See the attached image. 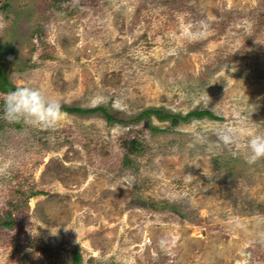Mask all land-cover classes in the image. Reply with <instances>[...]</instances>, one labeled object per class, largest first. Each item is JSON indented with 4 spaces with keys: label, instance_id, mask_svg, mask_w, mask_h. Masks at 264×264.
Instances as JSON below:
<instances>
[{
    "label": "rangeland",
    "instance_id": "1",
    "mask_svg": "<svg viewBox=\"0 0 264 264\" xmlns=\"http://www.w3.org/2000/svg\"><path fill=\"white\" fill-rule=\"evenodd\" d=\"M0 73L114 117L0 118V264H264V0H0Z\"/></svg>",
    "mask_w": 264,
    "mask_h": 264
},
{
    "label": "clouds",
    "instance_id": "2",
    "mask_svg": "<svg viewBox=\"0 0 264 264\" xmlns=\"http://www.w3.org/2000/svg\"><path fill=\"white\" fill-rule=\"evenodd\" d=\"M201 35L193 31L187 33L186 38L194 40ZM0 118L8 122L22 120L41 129L51 128L61 118V101L42 88L26 83L0 95ZM234 119L240 123L235 115ZM214 133L225 145L232 144L237 150L243 149L249 162L264 157V133L249 131L246 137H242L240 128L230 124L217 126ZM169 243L164 237L158 240L162 249H166Z\"/></svg>",
    "mask_w": 264,
    "mask_h": 264
},
{
    "label": "trees",
    "instance_id": "3",
    "mask_svg": "<svg viewBox=\"0 0 264 264\" xmlns=\"http://www.w3.org/2000/svg\"><path fill=\"white\" fill-rule=\"evenodd\" d=\"M14 87L16 86H13L11 83L7 82L6 79L0 73V90L3 92H8L12 90ZM61 110L72 112V113L73 112H93L95 110L97 111L99 110L100 112H102V114L108 121L114 118L113 115L107 111L106 107H103V106H96V107L86 109V108H81L77 106L61 105ZM149 113H153L159 119L170 118V122L173 125L176 124L177 121L182 118L183 119L189 118V117L198 118V117H205V116L210 117V118H217L211 111L207 109H193L184 115H180V114H175L171 112H165L164 110L159 109V108H147V109L142 110L140 113H138L132 120L139 119L142 116H147L149 115ZM152 128L155 130L157 129L156 127H153V126ZM79 260H80L79 253L77 251H73L71 264H78Z\"/></svg>",
    "mask_w": 264,
    "mask_h": 264
}]
</instances>
